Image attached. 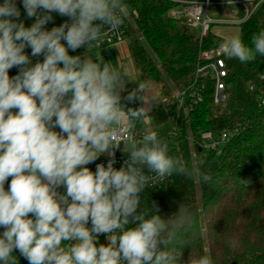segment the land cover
<instances>
[{"label":"clouds","instance_id":"1","mask_svg":"<svg viewBox=\"0 0 264 264\" xmlns=\"http://www.w3.org/2000/svg\"><path fill=\"white\" fill-rule=\"evenodd\" d=\"M22 6L34 18L30 26L17 0L0 3V264H19L17 251L28 264H180L190 211L181 204L164 219L155 206L141 209V193L173 175L205 184L211 177L169 155L156 131H136L150 109L145 84L129 89L126 71L90 54L122 29L126 0ZM53 13L68 19L48 30ZM26 48L43 59L33 63ZM81 48L84 55L69 54ZM219 50L251 62L264 56V30L251 47L231 35ZM13 68L19 71L10 76ZM118 149L127 159L116 168ZM102 155L107 164L91 170ZM189 264L213 260L191 256Z\"/></svg>","mask_w":264,"mask_h":264},{"label":"trees","instance_id":"2","mask_svg":"<svg viewBox=\"0 0 264 264\" xmlns=\"http://www.w3.org/2000/svg\"><path fill=\"white\" fill-rule=\"evenodd\" d=\"M126 3L127 36L138 82L145 84V96L152 84L158 94L136 131H156L168 143L169 155L211 177L205 184L195 176L173 175L160 189L145 188L141 209L145 206L152 213L155 206L164 219L177 213L181 204L190 211L192 223L181 236L187 245L180 264L200 255H209L213 264H264V105L259 81L264 56L248 63L224 56L227 99L216 104L213 81L198 79L196 71L203 64L202 53L219 48L224 39L211 30L200 39L185 18L170 16L180 7L172 1ZM239 16H244L243 9ZM261 30L264 1L240 26L239 36L251 47L253 35ZM251 83L256 84L254 91L249 89ZM199 95L202 100L195 104ZM128 106L139 107L140 101ZM169 122L175 124L171 132L163 130ZM223 132L228 141L218 149L202 144L204 134L217 138ZM14 254L20 263L19 252Z\"/></svg>","mask_w":264,"mask_h":264},{"label":"built area","instance_id":"3","mask_svg":"<svg viewBox=\"0 0 264 264\" xmlns=\"http://www.w3.org/2000/svg\"><path fill=\"white\" fill-rule=\"evenodd\" d=\"M156 1H164V0H156ZM174 3L180 5L179 8L172 9L170 11V16L175 19L185 18L189 26L198 31V35L200 39H203L208 35L211 30L212 20L208 16V10L212 5H226V6H238L239 9H243L244 16L238 18L236 21H228L225 23H233L241 26L245 23L249 18L255 13L259 5L264 0H169ZM0 3H3V0H0ZM17 6L20 8L21 17L20 19L24 21L26 26H30L34 22V18H27L25 10L22 6V0H17ZM25 13V14H24ZM245 17L248 19L245 20ZM53 21L49 22L46 25V28L50 30L52 27L59 26L60 24L64 23L68 18L61 17L55 13H53ZM127 28H126V21L118 34H109L104 38V43L98 49H91L90 51L100 50L109 46H116L125 43L127 40ZM26 53L32 59V62L35 63L37 60H42L43 56L40 57H31V49L26 48ZM86 51L85 48H81L72 52L70 50V55H80ZM201 59L203 64L198 66L196 71V76L200 80L210 79L213 81L215 88H214V102L216 104H222L226 102L227 95H226V85L225 79L228 76V71L226 69V62L224 60V55L220 52L219 48L213 49L211 51H206L202 53ZM19 69L13 68L9 70V75L14 76L18 73ZM260 86L262 87L263 95H262V105H264V71L259 77ZM256 88V84L251 83L249 84L250 91H254ZM202 100V97L196 96L194 97L193 101L195 104L199 103ZM183 106V98L180 100V107ZM228 141V134L223 132L217 138L214 137L212 134L207 133L203 135V142L202 144L206 148L218 149V147L222 146ZM123 145H121V148ZM109 158L105 156H101L97 161L92 164H89L88 167L95 171L96 165L99 163L107 164V160ZM115 159L116 163L114 167L119 168L122 166L125 159H127V154L123 153L121 150L115 151ZM147 171V170H145ZM170 178H167L164 182L158 183L154 187H147L149 189H160L164 186ZM101 243H107L106 238L104 235L99 237ZM19 264H22L21 262ZM28 264V262L26 263Z\"/></svg>","mask_w":264,"mask_h":264},{"label":"rangeland","instance_id":"4","mask_svg":"<svg viewBox=\"0 0 264 264\" xmlns=\"http://www.w3.org/2000/svg\"><path fill=\"white\" fill-rule=\"evenodd\" d=\"M208 16L209 18L213 21L211 24V32L215 34L216 36H219L223 39H225L228 36L231 35H239L240 34V26L237 24L233 23H225L228 21H236L239 18V8L238 6H226V5H212L209 10H208ZM196 32H198L196 30ZM130 39L127 37V40L125 41V44H129ZM108 51H90V54L93 55L94 57H100L102 54L107 53ZM85 53V52H84ZM84 53L80 55H84ZM109 54V53H107ZM106 61H109L113 65H117L114 62L110 60V58L103 57ZM136 70V69H135ZM137 73V70H136ZM138 74V73H137ZM131 77V80L135 83L136 77L133 74V72L128 74ZM133 83V85H134ZM133 85L129 84L127 87L131 89ZM151 92V98L149 100L150 104L156 97L158 96L157 94V89L155 86L152 84L148 88ZM150 112V111H149ZM175 127V124L173 122H169L163 130L167 131H172ZM177 132V130L174 131V133Z\"/></svg>","mask_w":264,"mask_h":264},{"label":"crops","instance_id":"5","mask_svg":"<svg viewBox=\"0 0 264 264\" xmlns=\"http://www.w3.org/2000/svg\"><path fill=\"white\" fill-rule=\"evenodd\" d=\"M94 51H108L107 53L102 54L100 57H106L110 58L112 62L115 64L119 65L120 70L126 71L128 74L133 72V74L136 77L135 83L133 87H135L136 82H138V74L136 73V68L134 65V62L131 57V51H130V46L129 44H120L116 46H109L100 50H94ZM146 97L150 100L151 98V92L150 90L147 91ZM151 111V104H150V109Z\"/></svg>","mask_w":264,"mask_h":264},{"label":"water","instance_id":"6","mask_svg":"<svg viewBox=\"0 0 264 264\" xmlns=\"http://www.w3.org/2000/svg\"><path fill=\"white\" fill-rule=\"evenodd\" d=\"M21 263L22 264H26L27 263V260H25L23 257L21 258Z\"/></svg>","mask_w":264,"mask_h":264}]
</instances>
